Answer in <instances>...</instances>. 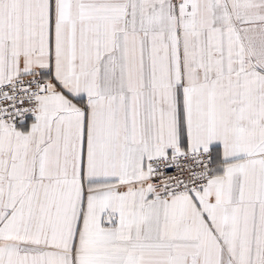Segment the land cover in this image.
<instances>
[{"label":"snow or ice","instance_id":"snow-or-ice-1","mask_svg":"<svg viewBox=\"0 0 264 264\" xmlns=\"http://www.w3.org/2000/svg\"><path fill=\"white\" fill-rule=\"evenodd\" d=\"M0 264H264V0H0Z\"/></svg>","mask_w":264,"mask_h":264}]
</instances>
